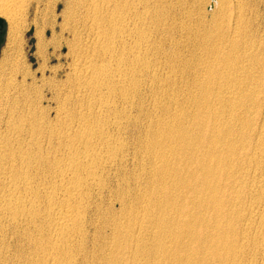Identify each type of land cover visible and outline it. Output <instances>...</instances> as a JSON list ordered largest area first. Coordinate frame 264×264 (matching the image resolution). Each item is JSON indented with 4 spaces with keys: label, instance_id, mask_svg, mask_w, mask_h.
I'll return each mask as SVG.
<instances>
[{
    "label": "bare ground",
    "instance_id": "bare-ground-1",
    "mask_svg": "<svg viewBox=\"0 0 264 264\" xmlns=\"http://www.w3.org/2000/svg\"><path fill=\"white\" fill-rule=\"evenodd\" d=\"M213 1L208 22L176 23L185 0H0V96L16 99L0 132V264H264V34L244 19L264 0L233 16ZM30 26L38 55L66 47L60 86L44 82L54 53L39 84L18 86ZM54 98L58 128L42 105Z\"/></svg>",
    "mask_w": 264,
    "mask_h": 264
},
{
    "label": "rangeland",
    "instance_id": "rangeland-1",
    "mask_svg": "<svg viewBox=\"0 0 264 264\" xmlns=\"http://www.w3.org/2000/svg\"><path fill=\"white\" fill-rule=\"evenodd\" d=\"M229 3H228V6H227V9H228V12H227V15L228 16H233V15H235V13H236V6L239 4H237V0H227ZM242 1V5L243 6H247V4H246V0H240V2ZM244 2H245V4H244ZM258 2L259 1H257V4L255 3V5H253V6H251V7H253L256 11H258L257 13H256V17L255 16H251V15H246L245 17H244V19L246 18V20L247 21H249L250 23H251V25L254 27V28H256V27H258L257 25H260V27H258V28H256V30L257 31H259V32H261V33H263L264 34V13H263V11L264 10H262V9H264V1H262L263 3H259L258 4ZM213 3H214V1L213 0H185V3L182 5V6H180V12L177 14V15H173L172 16V18H173V21L174 22H176L177 23V20H178V23L180 22V20L181 19H183V20H185V21H187L188 23H195V21L196 20H204L205 22H208L207 20L208 19H210L211 18V16L214 14V12L216 11V9L215 8H213ZM215 4V3H214ZM256 5H258L259 7L257 8V6ZM255 6V7H254ZM56 10H57V12H59L60 10H61V5H59V6H57V8H56ZM215 10V11H214ZM216 13V12H215ZM260 13H261V15H260ZM263 13V14H262ZM259 14V15H258ZM200 17H201V19H200ZM203 17V18H202ZM204 17H205V19H204ZM251 17V18H250ZM0 18H2L3 19V28H2V30H1V33H0V55H1V51L3 50V48L5 47V43H6V40H7V30H8V23H7V21H6V19L3 17V16H1L0 15ZM250 20H249V19ZM262 18V19H261ZM253 19V20H252ZM259 19V20H258ZM56 24L57 23H60L61 22V18L59 17V16H57L56 17ZM263 20V21H262ZM229 22H231V18L228 20ZM260 21V22H259ZM58 25V24H57ZM259 29V30H258ZM22 34L24 33V32H21ZM21 33L19 34V36L21 35ZM33 33H34V27L33 26H30V28H28V30L23 34V35H21L18 39V41H19V53H22V55H24V57H25V63H26V65H30V72L32 73L31 75L33 76H31V77H27L25 80L26 81H24V82H21L22 83V85H21V83L19 82L20 80H19V76L17 75L16 76V80H15V82H17V83H20V85L18 84V86H24L23 88H26V87H29L30 86V83L32 82V80L31 79H33L34 80V77H35V80H36V84H39V82L41 81V77L43 76V75H41L40 76V74H42L41 73V70H42V68H44V67H47V66H49V67H51L52 65V67H54L55 65H56V67H54V68H57V65H58V68L59 67H61V69L59 68H57L58 69V74H57V77L56 78H52L51 79V71L48 73V71L47 72H45V74H44V78L46 79L44 82H47V79H48V82H50V84H52V85H55V86H57V85H59L60 83H63V80L65 79V72H67V66H66V68H64L65 67V65H67L68 64V61L65 59V58H63L64 57V54H65V52H66V47L64 46V47H62V48H58V47H49V49L47 50L49 53L47 54L45 51H43V53L42 54H40V55H38L37 54V50H36V39H35V37L33 36ZM56 33H57V35H56V39L58 40V38H59V29L57 28L56 29ZM178 33L176 32V34L175 35H177ZM178 36V35H177ZM46 37H47V39L49 40V37H50V31L49 30H46ZM23 39V40H22ZM25 43V44H24ZM23 47V48H22ZM55 48H57V49H55ZM54 49V50H53ZM23 50V51H22ZM53 50V51H52ZM55 51V52H54ZM26 53V54H25ZM45 53V54H44ZM52 53H54V54H52ZM58 53V54H57ZM51 55V61L50 62H48V63H46L45 65H44V59L46 58V56H48V55ZM60 54V56L61 57H58L57 55H59ZM45 57H44V56ZM54 55V56H53ZM57 56V57H56ZM63 56V57H62ZM42 57V58H41ZM44 58V59H43ZM59 59V60H58ZM65 59V60H64ZM44 63H43V62ZM60 63H59V62ZM65 62V64H63ZM28 63V64H27ZM62 63V64H61ZM67 63V64H66ZM42 65H44V66H42ZM42 66V68H40ZM40 68V69H39ZM65 69V70H64ZM34 70V71H33ZM39 70H40V72H39ZM61 70V71H60ZM35 71H36V73H35ZM164 73H166V70H164L163 71ZM34 74V75H33ZM7 77V75L6 76H4V78L2 79V80H0V84H3L5 81H6V78ZM19 77V78H18ZM48 77V78H47ZM59 77V78H58ZM18 78V79H17ZM30 79V80H29ZM55 79H57V80H55ZM58 79H59V84H57L58 83ZM34 80V81H35ZM39 80V81H38ZM51 80V81H50ZM54 80V83H52V81ZM62 80V81H61ZM29 81H30V83H29ZM57 82V83H56ZM28 83V84H27ZM61 85V84H60ZM59 85V86H60ZM30 88V87H29ZM47 94H46V96H47V98L48 97H51V96H49L50 95V93L47 91L46 92ZM31 96V95H30ZM0 106H1V104H2V106L0 107V121H1V123H0V132H3L4 131V127H3V125H4V120H5V117H6V115H7V113L5 112V111H7V109L8 108H10V106H13V102H15L16 101V99L15 100H11V99H13V98H4V97H1L0 96ZM2 99H4V100H2ZM9 99V100H8ZM55 99V98H54ZM52 99V103L50 102L51 101V99H49V100H47V101H43V103H42V105H43V107H44V110H45V114L47 115L48 114V112H50V114L48 115L49 116V118L45 115V120H47L48 122H49V124L51 125V127L52 126H54V127H52V128H58V125L57 124H54L55 123V120H54V118H55V109L54 108H56V105H57V99ZM58 99H61V97H59ZM11 100V101H10ZM17 100H19V98L17 99ZM2 101V102H1ZM56 102V104H55V102ZM7 102H9V103H7ZM20 102H22V101H20ZM6 104V105H5ZM47 104H49L50 105V107H49V105H47ZM17 105H19V106H17ZM17 105H16V103H15V107H19L18 109H22V104L21 103H19V101L17 102ZM47 105V106H46ZM55 105V106H54ZM147 105H148V103H147ZM8 106V107H7ZM145 106H146V103H145ZM4 108V109H3ZM51 108H53V110L51 109ZM23 110H25V109H23ZM22 110V111H23ZM50 110V111H49ZM48 111V112H47ZM52 111V112H51ZM5 112V113H4ZM44 112V111H43ZM138 116H139V114H137ZM2 117V118H1ZM2 119V120H1ZM140 122H138V124H137V126H132V127H130V128H128L127 129V131H126V133L124 134V136L127 138H129V139H131V138H135L137 135H138V133L140 132L139 131V127H140V124H144L143 122V116L141 115L140 116ZM51 121V122H50ZM50 129H45V130H43L42 131V133L43 132H45V131H49ZM5 134L6 135H10L11 133L10 132H5ZM32 137H33V135H31ZM31 136H28V138H27V140L29 139L30 141H33L34 140V137L32 138ZM31 139H30V138ZM131 139V140H129V144H132V145H134L133 144V142L132 141H136V139ZM13 144V146H16L14 143H12ZM57 146V143L55 142V139H53L52 141H51V143L48 145L47 144V142H46V139L45 138H43V142H42V149L44 150V151H50V150H52V149H54L55 147ZM135 146V145H134ZM123 158H124V162L122 163L123 164V166L121 167V172H125L126 173V175H127V177L128 176H131V175H135L134 177L133 176H131L130 177V179H129V177H128V179L131 181L130 182V184L131 185H135L136 183H138L139 181H140V179H137V178H139L138 176V172H137V170H136V168L134 167V165H136L137 163H138V161H139V158H137V156H135L134 155V153L132 152V147H130L129 146V149H128V151H127V153H126V155H124L123 156ZM29 173H31V172H29ZM119 173L117 172V174H116V172H115V170H111L110 172H109V175H118ZM31 175H45V172L43 173V174H41V173H32ZM139 180V181H138ZM136 181V182H135ZM133 182H134V184H133ZM100 206H101V210H103V211H106L107 209H109L110 211L113 209V211H115V212H117L118 211V209H119V206H118V204H116V203H113L112 204V201L111 200H109V199H103L102 201H101V203H100ZM112 208V209H111ZM18 249H19V252H22V253H24V254H26L27 253V250L24 248V246L22 245V244H19L18 246ZM11 249H14V246H12V247H10ZM24 257V256H23ZM5 263L6 264H11V261H5Z\"/></svg>",
    "mask_w": 264,
    "mask_h": 264
},
{
    "label": "water",
    "instance_id": "water-1",
    "mask_svg": "<svg viewBox=\"0 0 264 264\" xmlns=\"http://www.w3.org/2000/svg\"><path fill=\"white\" fill-rule=\"evenodd\" d=\"M2 28H3V19L0 18V33H1Z\"/></svg>",
    "mask_w": 264,
    "mask_h": 264
}]
</instances>
